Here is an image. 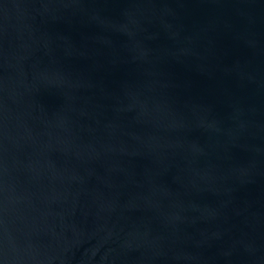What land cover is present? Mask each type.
Wrapping results in <instances>:
<instances>
[{
  "label": "water",
  "instance_id": "water-1",
  "mask_svg": "<svg viewBox=\"0 0 264 264\" xmlns=\"http://www.w3.org/2000/svg\"><path fill=\"white\" fill-rule=\"evenodd\" d=\"M0 264H264V0H0Z\"/></svg>",
  "mask_w": 264,
  "mask_h": 264
}]
</instances>
